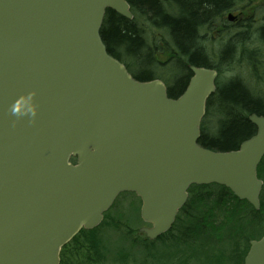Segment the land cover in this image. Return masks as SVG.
<instances>
[{
  "label": "water",
  "instance_id": "1",
  "mask_svg": "<svg viewBox=\"0 0 264 264\" xmlns=\"http://www.w3.org/2000/svg\"><path fill=\"white\" fill-rule=\"evenodd\" d=\"M106 10L132 19L125 0H0V264H59L124 192L140 199L149 240L191 185L259 209L264 116L248 117L256 133L237 150L199 146L216 71L189 66L175 99L160 80L133 79L100 38ZM243 264H264V229Z\"/></svg>",
  "mask_w": 264,
  "mask_h": 264
},
{
  "label": "trees",
  "instance_id": "2",
  "mask_svg": "<svg viewBox=\"0 0 264 264\" xmlns=\"http://www.w3.org/2000/svg\"><path fill=\"white\" fill-rule=\"evenodd\" d=\"M125 1L133 15L132 20H126L110 10L105 12L100 37L106 51L123 63V57L138 61L145 55L148 58L146 65L152 73L144 71L134 78L142 82L158 79L152 76L160 65L154 52L157 47L153 48L154 45L146 41L140 21L165 31L169 40L163 41L161 54L170 56L166 67L175 60L184 73L183 77L173 79L167 87L168 97L174 99L184 91L191 77L188 65L213 69L218 75L223 72L207 57L203 48L204 31L212 29L215 21L216 24L221 23L226 14L236 7L254 0ZM226 25L222 40L224 46L218 52V60L226 66L233 58H237L239 63L246 62L252 76L259 79V73L264 71V19L259 26L253 25L251 20ZM216 98L220 99L216 109L221 117L218 120L220 127L217 134L208 136L205 122ZM252 114L264 116V101L260 97L248 90L239 78L228 80L226 86L216 81V92L207 101L198 145L211 151L237 150L242 142L255 134V127L248 121V116ZM258 178L263 181L259 211L245 201L237 200L222 186H192L172 228L157 240L150 242L146 238L140 240L134 237L137 233L133 228L114 218L106 221V214L98 228L80 231L63 247L60 264H188L192 260L196 264H243L249 240L257 239L264 226L261 218L262 214L264 216V163L258 168ZM134 209L137 212L135 206ZM121 227L125 231H121ZM105 229L120 231L125 238L128 237L131 249L120 248L117 253L111 252L102 236ZM135 247H141L142 252ZM157 247H173L176 253L165 257V254L161 255L163 251L157 253ZM198 252L201 257L196 256Z\"/></svg>",
  "mask_w": 264,
  "mask_h": 264
},
{
  "label": "rangeland",
  "instance_id": "3",
  "mask_svg": "<svg viewBox=\"0 0 264 264\" xmlns=\"http://www.w3.org/2000/svg\"><path fill=\"white\" fill-rule=\"evenodd\" d=\"M251 5H256L257 10H254L253 7H251L247 11V18L249 20L252 18H254L255 20L260 19L258 21L260 24L261 19L263 20L264 18V0H254L252 1ZM232 14L236 15L237 12H233ZM224 19H226V16ZM239 19H241V17H239ZM256 24L257 23L253 22V25ZM259 24L256 26H259ZM140 28L142 29V33L143 36L146 38V41L154 45L152 46L153 48L157 47L154 52L156 55V59L159 60L158 62L160 63V65L154 70V74H152V76H155V78H158L163 81L168 87L172 84L173 79L181 78L184 76V73L179 66L180 63L178 64L177 61H170L166 67V64L168 62L167 59H169L170 56L168 57V55L166 54H161V48L162 46H164L163 41L169 40L168 36L165 34V31L156 29L155 27H152L146 22L140 21ZM213 28L205 29V31L202 30L206 35L203 43V48L207 54V57L209 58L210 63L222 68L223 72L218 76L217 81L220 83L221 86H226L228 85V80L230 81L233 78H239L247 86L248 90H250L253 94H255V96L260 97L264 101V71H261L259 73V79H255L247 69L246 62L239 63L237 58H233L229 61V66H226V63L224 62L220 63V61L218 60V52H220L224 46V42L222 41L224 39V32L216 33L215 27ZM142 57L143 58L138 61L123 57L124 63L129 66V72L133 76H137L144 71H150L152 73L151 69L148 68L146 65L148 58H146L145 55H142ZM219 103L220 99L216 98L213 100V108L209 111V115L206 118L204 128L206 132L209 133L208 136L217 134L219 130L220 121L218 120L221 119V117L216 113L217 105H219ZM132 202L138 209L140 208V201L138 200V198L128 192L121 193L116 198L112 208L108 211V216L105 220L109 221L111 218L114 217L116 221H122L120 223H125L129 227L139 230L143 226V224L141 223L140 215H138V213L135 211L134 206L131 205ZM261 218L263 221V214L261 215ZM121 231H125L124 228H122ZM135 232L137 234L134 237H138L140 240H143L144 237L142 236V234H139L137 231ZM256 233H258V230ZM102 236L105 240L107 247L110 248L111 252L117 253L118 249L120 248L131 249L132 247L129 238H125V236L122 235L120 231H115L113 229H105L102 232ZM134 249H138L140 252H142L141 247H135ZM156 251L158 254L163 251L161 255L165 254V257L167 255L174 256V254L176 253L173 247L169 249L157 247ZM181 256L184 257V254H181ZM196 256H200V253L198 252ZM188 264H196V261H188Z\"/></svg>",
  "mask_w": 264,
  "mask_h": 264
},
{
  "label": "flooded vegetation",
  "instance_id": "4",
  "mask_svg": "<svg viewBox=\"0 0 264 264\" xmlns=\"http://www.w3.org/2000/svg\"><path fill=\"white\" fill-rule=\"evenodd\" d=\"M253 7V9H257V6L255 5V6H252ZM251 8V3H247V4H243V6H238V7H236L235 9H233L232 11H234V12H237V14L235 15V14H233V15H235L236 16V18L233 20V21H235V20H239V17H241V21H243V20H245V19H247V11L249 10ZM238 9H240V10H238ZM233 13V12H232ZM213 27H215V29H216V33L218 32H223V31H225V30H227V25H226V23H225V21L223 20L221 23H217L216 24V21L212 24V28ZM214 29V28H213ZM204 36H206V35H204Z\"/></svg>",
  "mask_w": 264,
  "mask_h": 264
}]
</instances>
